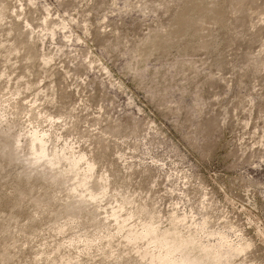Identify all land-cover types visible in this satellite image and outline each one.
I'll list each match as a JSON object with an SVG mask.
<instances>
[{
	"label": "rangeland",
	"instance_id": "rangeland-1",
	"mask_svg": "<svg viewBox=\"0 0 264 264\" xmlns=\"http://www.w3.org/2000/svg\"><path fill=\"white\" fill-rule=\"evenodd\" d=\"M171 240L264 264V0H0V264Z\"/></svg>",
	"mask_w": 264,
	"mask_h": 264
},
{
	"label": "bare ground",
	"instance_id": "bare-ground-1",
	"mask_svg": "<svg viewBox=\"0 0 264 264\" xmlns=\"http://www.w3.org/2000/svg\"><path fill=\"white\" fill-rule=\"evenodd\" d=\"M30 145L33 149V154L37 155V159H42L45 158V161L51 165L54 166L55 165V161L52 160L47 154L46 150H48L47 148H45V140L43 139V137L41 138L40 136H38L36 133H31L30 137ZM46 139V138H45ZM47 146V145H46ZM49 153V152H48ZM91 166V165H90ZM92 195V193H91ZM152 231L148 230V231H143V232H130V237L129 239L131 240H135L137 238L136 235H148L150 234ZM136 233V234H135ZM182 241H177V240H171L168 241L166 243L167 248L165 251L164 255L158 256L160 259V263L157 261H152L151 264H199L196 262L195 259H192L188 256H181L179 258H176L174 255H172L177 248L182 245ZM64 264H75L72 259L67 258L64 262Z\"/></svg>",
	"mask_w": 264,
	"mask_h": 264
}]
</instances>
